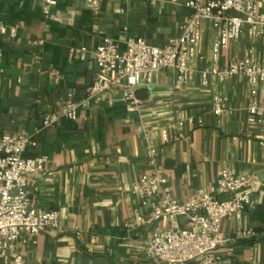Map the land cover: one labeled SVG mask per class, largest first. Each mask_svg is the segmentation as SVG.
I'll list each match as a JSON object with an SVG mask.
<instances>
[{"label":"crops","instance_id":"obj_1","mask_svg":"<svg viewBox=\"0 0 264 264\" xmlns=\"http://www.w3.org/2000/svg\"><path fill=\"white\" fill-rule=\"evenodd\" d=\"M186 1L101 0L94 11L86 0H55L46 15L45 0H0V26L6 28L0 32V135L32 133L46 114L60 116L64 103L77 104L75 119L60 117L53 127L41 129L36 146L26 152L47 157L49 175L27 178L33 203L61 215L57 228L44 230L23 247L26 264H163L146 257L145 244L155 228L165 230L168 220L125 226L149 211V206L140 208L132 185L141 174L156 170L182 201L208 192L222 169L234 176L255 174L260 186L242 221L222 223L228 237L238 226L256 235L216 252L223 264H264V135L246 122L250 88L242 78L210 77L207 85L202 83L200 71L213 64L217 38L209 22L189 61L187 82L167 69L153 83L140 84L135 101L124 98L122 84L86 101L98 70L96 47L109 38L123 49L128 37L166 45L191 14ZM258 1L264 17V0ZM248 29L244 26L240 37L220 51L217 65L264 56V33L254 38ZM214 95L224 98L228 112L213 114ZM257 97L262 99L260 91ZM179 115L194 116L202 124L186 123L183 139L164 141L160 128H172ZM0 264H14L13 256L0 257Z\"/></svg>","mask_w":264,"mask_h":264},{"label":"built area","instance_id":"obj_2","mask_svg":"<svg viewBox=\"0 0 264 264\" xmlns=\"http://www.w3.org/2000/svg\"><path fill=\"white\" fill-rule=\"evenodd\" d=\"M86 1L88 7L96 11L101 0ZM55 3V0H45L46 15ZM186 5L191 14L181 25L179 34L166 45L128 37L121 49L116 41L105 38L93 51L98 70L86 90V101H96L103 92L121 84L124 98L135 101V89L140 84L158 80L160 73L167 69H173L180 82H187L189 61L197 53L204 23L209 22L217 30V38L212 45L213 64L200 71L202 83L207 85L210 77L221 80L242 78L250 88V99L245 107L246 122L259 127L264 135V56L260 59L247 56L231 60L225 66L217 65L220 51L240 37L244 26L249 27L248 32L254 38L264 33V17L258 12L259 1L187 0ZM0 32H6L3 25ZM15 32V27L10 28L11 36ZM259 91L263 96L261 100L257 97ZM212 103L216 116L229 111L221 95H214ZM76 109L77 104L67 101L60 116L46 114L43 117L40 129L32 133L0 135V257L11 254L14 264H26L23 247L34 243L36 236L44 230L57 228L61 218L56 209L39 210L28 194L27 178L49 175V172L45 168L47 157L44 154L26 155V152L36 146V135L41 129L53 127L60 117L75 119ZM186 123L201 125L202 120L179 115L172 128H160L162 139L173 142L183 139ZM151 162L154 164V157ZM259 186L255 174L234 176L222 169L208 192L192 194L179 201L172 195L165 177L156 170L145 172L132 185L131 192L138 198L140 208L149 206V211L136 214L125 226L134 228L164 218L168 220L165 230L155 228L145 244V255L150 260L163 264H223L224 259L216 252L220 246L236 239H251L256 232L247 226H238L234 235L228 237L222 230V223L231 219L242 221L246 210L253 206V194ZM181 219L186 220L184 225ZM75 234L80 236L81 230L77 228Z\"/></svg>","mask_w":264,"mask_h":264}]
</instances>
